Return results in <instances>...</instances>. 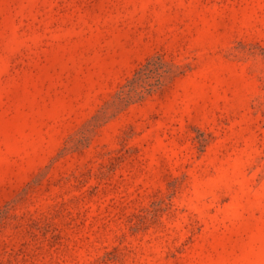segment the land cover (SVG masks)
<instances>
[{
	"label": "rangeland",
	"instance_id": "obj_1",
	"mask_svg": "<svg viewBox=\"0 0 264 264\" xmlns=\"http://www.w3.org/2000/svg\"><path fill=\"white\" fill-rule=\"evenodd\" d=\"M0 264H264V0H0Z\"/></svg>",
	"mask_w": 264,
	"mask_h": 264
}]
</instances>
